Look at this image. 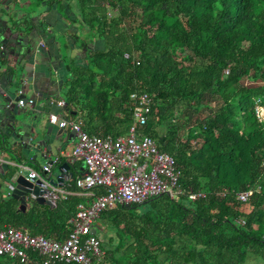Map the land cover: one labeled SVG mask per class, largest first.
<instances>
[{
	"label": "trees",
	"instance_id": "obj_1",
	"mask_svg": "<svg viewBox=\"0 0 264 264\" xmlns=\"http://www.w3.org/2000/svg\"><path fill=\"white\" fill-rule=\"evenodd\" d=\"M33 1L64 10L66 24L87 33L68 34L78 54L61 89L67 114L89 135L120 136L132 122L129 94L146 92L149 112L137 132L172 156L178 174L176 198L159 194L99 213L106 231L97 235V264H264V120L255 116L264 109V0ZM13 172L7 166L1 180ZM70 175V194L52 207L27 199L19 208L0 190V226L62 240L85 201L74 194L79 174ZM0 264L19 263L0 255Z\"/></svg>",
	"mask_w": 264,
	"mask_h": 264
},
{
	"label": "built area",
	"instance_id": "obj_2",
	"mask_svg": "<svg viewBox=\"0 0 264 264\" xmlns=\"http://www.w3.org/2000/svg\"><path fill=\"white\" fill-rule=\"evenodd\" d=\"M128 98L132 122L120 136L89 135L73 120L60 119L53 113L47 115L48 123L74 133L75 140L64 156L83 163L82 173L74 178L77 190L74 194L83 196L85 201L76 204L62 240L29 235L22 227L0 226V255L17 258L19 264H97L103 250L99 237L91 230H95L93 221L102 210L115 204H141L159 194L177 197L180 192L178 174L172 156L157 150L151 137L137 132L146 122L151 99L144 91L132 92ZM32 101L28 98L25 104L29 106ZM17 104L21 105V100ZM62 104L61 100L57 101V105ZM255 116L263 121L264 109L257 108ZM56 161L57 157L44 162L38 170L26 168L25 174L26 179L38 181L40 196L51 206L70 194L50 177V165ZM18 168L21 170L23 166ZM96 186L102 187L103 193L94 195L91 189ZM201 195L200 192L190 193L187 199L194 200ZM29 197L34 199L33 195ZM246 197L247 192L236 194V199L242 202ZM237 222L243 223L240 219Z\"/></svg>",
	"mask_w": 264,
	"mask_h": 264
},
{
	"label": "water",
	"instance_id": "obj_3",
	"mask_svg": "<svg viewBox=\"0 0 264 264\" xmlns=\"http://www.w3.org/2000/svg\"><path fill=\"white\" fill-rule=\"evenodd\" d=\"M32 30L36 35H32ZM44 31L32 28L26 35H18L8 28H0V127H4L5 136L10 140V143L7 141L3 144L10 152L17 146L21 154L30 152L33 158L37 154L47 158L46 155L52 152L50 148L54 146L53 149L57 151L60 147L58 136L49 130L43 120L44 111L34 110L38 99H33L30 107L25 104L28 92L37 89V78L33 75L30 62L38 58L37 48L42 49L41 35L48 33ZM59 35L64 36L63 33ZM36 40L42 41L37 43ZM50 40L55 49L59 50L55 37L51 36ZM18 100H21V105L17 104ZM60 167L65 168V163H61ZM6 168L7 164L0 162V175ZM6 182L10 185L9 195L19 202V208L25 206L29 195L34 196L37 204L52 207L47 199L40 196L38 181L26 179L21 171L13 172ZM91 232L97 234L94 229Z\"/></svg>",
	"mask_w": 264,
	"mask_h": 264
},
{
	"label": "crops",
	"instance_id": "obj_4",
	"mask_svg": "<svg viewBox=\"0 0 264 264\" xmlns=\"http://www.w3.org/2000/svg\"><path fill=\"white\" fill-rule=\"evenodd\" d=\"M15 0H6L4 3V10H9L8 2H12ZM6 4V5H5ZM43 8L42 12L33 14L34 12L30 13L29 16H32V28L37 29L38 27L34 24H37V21L40 20L43 24L44 30H47L48 33H44L41 35V39L43 40H36L42 41V49L41 47L38 49V58H35L30 62L31 66L33 67V75L37 78V89L33 92H28L27 99H38L36 105L34 107L35 111L42 109L44 111L43 120L45 121L46 126L49 130L58 136L60 147L57 151L53 148H50L52 151L50 154L46 155L47 158H42L41 155L37 154L34 158L31 157L30 152L20 153L21 149L19 147H13L11 150L12 152L8 151L5 148L3 143L7 142L10 143V140L5 136V129L4 127H0V162H5L7 166H13L14 172L21 171L24 175L26 174V168H30L33 170H38L39 166L44 162L51 161L55 157L63 158L66 161V167H60V163H52L50 165V177L58 183L63 189H68V179L71 176L70 173L72 171L73 174H81L83 171V165L81 164V160L73 157H65L64 153H66L72 146L75 137L71 130L68 128H59L54 124H50L47 122V115L49 113L55 114L60 119H69L77 122L79 125V119L77 117H72L68 112L64 109V102L61 97V89L63 83L65 81V77L67 74V64L68 60L66 61L65 58L62 57L60 54V45L59 50L55 49L54 44H51V36H54L57 40V36L60 33L64 34V25L62 24V18L60 17L59 13L55 10V7L45 8L44 4H41ZM21 12L20 16L14 15L17 17L18 21L15 23H9L6 21L4 15L0 13V25L2 27L8 28L13 32L17 33L18 35H26L29 31H26L24 28V21L22 17L27 16L26 13ZM33 14V15H32ZM34 22V23H33ZM31 30V29H30ZM39 29H37L38 31ZM32 35H36L34 30H32ZM70 41L68 40V43ZM41 44V43H40ZM93 44H97L93 43ZM70 45V46H69ZM69 48H72V44H68ZM66 48V47H64ZM70 51V50H69ZM73 51V53H72ZM72 53V54H71ZM71 53L69 54V58L75 55L77 52L75 49H71ZM62 101V105H57V101ZM27 107H30L26 105ZM3 140V141H1ZM3 146V147H2ZM17 152V153H16ZM44 153V152H43ZM45 154V153H44ZM20 156L21 160L16 161V156ZM63 155V156H62ZM23 166V169H19L18 166ZM71 166L74 168L71 169ZM0 190H4V192L9 195L10 185L6 181H2L0 177ZM69 192V191H68ZM81 196V195H80ZM83 197V196H82ZM27 199H30L28 196ZM26 199V200H27ZM85 199V198H84ZM34 200V199H33ZM94 227V226H93ZM95 228V227H94ZM96 230V228H95ZM98 235V234H97ZM245 264H255V259L251 258L248 259Z\"/></svg>",
	"mask_w": 264,
	"mask_h": 264
},
{
	"label": "rangeland",
	"instance_id": "obj_5",
	"mask_svg": "<svg viewBox=\"0 0 264 264\" xmlns=\"http://www.w3.org/2000/svg\"><path fill=\"white\" fill-rule=\"evenodd\" d=\"M5 1L6 0H4L3 4L6 3ZM36 4L37 3H35L33 0H15V1H12V2H8V5H9L8 6L9 7L8 11L4 10L5 7H1L0 6V13H1V15H4L6 21H8L9 23H15V22L18 21V19H17V17H14V15L20 16L21 12H23V13H31V11H33L34 12L33 14L42 12V10H43V8L41 7L42 2L39 3L38 6H36ZM56 11L59 13L60 17L62 18V24L66 25V20H67L66 17H67V15H66L65 11L64 10H60V9H57ZM76 29H77V32H75L74 25H72L71 27H68L67 28V32H68L67 34H69V32H73L74 31L76 33V35L79 37V39L80 38H85V37L88 38L87 37V33H85L86 30L79 32L78 31V27H76ZM69 41L71 42V40H69ZM75 41H76V39H75ZM57 42L60 45V54L67 61L69 59V54L71 53V49H72V48H69L67 46V44H70V42L68 43V37L66 38L65 36L59 35V36H57ZM65 46H66V48H64ZM72 53H73V51H72ZM246 84L247 85H251V83H246ZM205 113H208V110H206V109L204 110L203 109L201 111V114L204 115ZM182 119L183 118H181L179 120L180 123H183ZM184 124H186V123H184ZM187 124H189V122ZM182 132H183V128L179 129L178 133L182 135ZM93 226L96 228V233L103 237L106 230H105V228H103V226H101V222L99 221L98 218H96L93 221Z\"/></svg>",
	"mask_w": 264,
	"mask_h": 264
},
{
	"label": "flooded vegetation",
	"instance_id": "obj_6",
	"mask_svg": "<svg viewBox=\"0 0 264 264\" xmlns=\"http://www.w3.org/2000/svg\"><path fill=\"white\" fill-rule=\"evenodd\" d=\"M3 2H4V0H0V6L1 7H5L4 6V4H3ZM44 7H46L45 5H44ZM29 21H30V23H31V27H30V29H32V16L30 15L29 16ZM34 23V22H33ZM35 26H37L38 28L37 29H39V30H41V31H43L44 30V28H43V24H42V22L40 21V20H38L37 21V24H34ZM1 26V25H0ZM69 26L66 24V25H64V28H63V30H64V36L67 38L68 37V32H67V28H68ZM30 29L28 30V31H30ZM38 30V31H39ZM69 40V39H68ZM69 47V46H68ZM77 52V51H76Z\"/></svg>",
	"mask_w": 264,
	"mask_h": 264
}]
</instances>
